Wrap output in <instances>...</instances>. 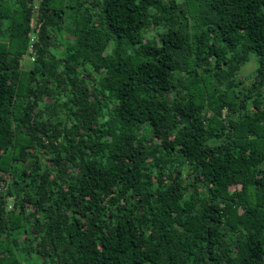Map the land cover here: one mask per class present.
<instances>
[{
	"label": "trees",
	"instance_id": "16d2710c",
	"mask_svg": "<svg viewBox=\"0 0 264 264\" xmlns=\"http://www.w3.org/2000/svg\"><path fill=\"white\" fill-rule=\"evenodd\" d=\"M263 9L0 0V264H264Z\"/></svg>",
	"mask_w": 264,
	"mask_h": 264
},
{
	"label": "rangeland",
	"instance_id": "374dc122",
	"mask_svg": "<svg viewBox=\"0 0 264 264\" xmlns=\"http://www.w3.org/2000/svg\"><path fill=\"white\" fill-rule=\"evenodd\" d=\"M263 11H264V9H263ZM256 66L257 65H256V62H255V59L252 57V58H250L249 62H247L244 66L241 67V69H239V71L236 74V76L238 78H242V79H245L247 81V82L244 81L246 83L243 85V87L248 86V84L250 82L249 78H251L252 75L255 73Z\"/></svg>",
	"mask_w": 264,
	"mask_h": 264
}]
</instances>
